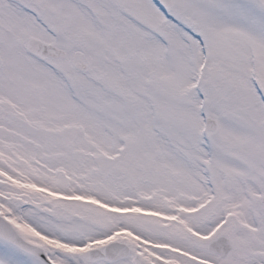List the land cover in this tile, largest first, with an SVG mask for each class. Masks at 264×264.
<instances>
[{
  "label": "snow or ice",
  "instance_id": "1",
  "mask_svg": "<svg viewBox=\"0 0 264 264\" xmlns=\"http://www.w3.org/2000/svg\"><path fill=\"white\" fill-rule=\"evenodd\" d=\"M0 264H264V0H0Z\"/></svg>",
  "mask_w": 264,
  "mask_h": 264
}]
</instances>
